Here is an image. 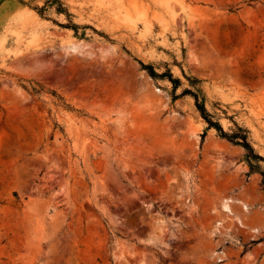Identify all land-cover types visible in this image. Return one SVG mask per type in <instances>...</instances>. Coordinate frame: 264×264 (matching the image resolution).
Returning a JSON list of instances; mask_svg holds the SVG:
<instances>
[{
	"label": "rangeland",
	"instance_id": "374dc122",
	"mask_svg": "<svg viewBox=\"0 0 264 264\" xmlns=\"http://www.w3.org/2000/svg\"><path fill=\"white\" fill-rule=\"evenodd\" d=\"M252 153L264 0H0V264H264Z\"/></svg>",
	"mask_w": 264,
	"mask_h": 264
},
{
	"label": "trees",
	"instance_id": "16d2710c",
	"mask_svg": "<svg viewBox=\"0 0 264 264\" xmlns=\"http://www.w3.org/2000/svg\"><path fill=\"white\" fill-rule=\"evenodd\" d=\"M76 26V25H75ZM147 68L149 69V71L151 72V74H153L154 76H158L161 78H165L168 77L171 82L174 84V89L176 90L178 88V86L180 85V81L178 78L173 77L172 73H156L153 69L152 66H147ZM35 90V89H34ZM36 91V90H35ZM191 94L194 96L195 100H196V105L202 115V117L206 120V122L208 123V128H215L218 133L220 134L221 137L227 138L228 140L236 143V144H240L243 145L245 148H247L249 150V158L252 159L251 156V152H253V148L251 147L250 142L248 141V136L246 133H239V132H234V133H228L226 131L223 130V128L221 127V125L219 124L218 121H214L212 118V115L207 111L204 103H201L199 101V95L198 93H194L193 91H191L190 89H185L182 93V95H188ZM239 131L240 132H246L244 129H242L241 127H239ZM253 154V153H252ZM253 156L259 158L260 160H264V157H261L259 155H254ZM254 165L251 164V169H254Z\"/></svg>",
	"mask_w": 264,
	"mask_h": 264
}]
</instances>
